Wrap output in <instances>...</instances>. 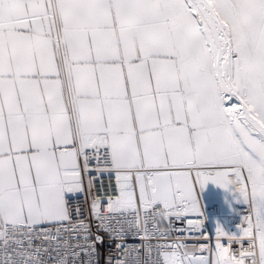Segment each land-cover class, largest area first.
<instances>
[{
  "label": "snow or ice",
  "instance_id": "6c2138e0",
  "mask_svg": "<svg viewBox=\"0 0 264 264\" xmlns=\"http://www.w3.org/2000/svg\"><path fill=\"white\" fill-rule=\"evenodd\" d=\"M0 264H264V0H0Z\"/></svg>",
  "mask_w": 264,
  "mask_h": 264
},
{
  "label": "built area",
  "instance_id": "2783aa9c",
  "mask_svg": "<svg viewBox=\"0 0 264 264\" xmlns=\"http://www.w3.org/2000/svg\"><path fill=\"white\" fill-rule=\"evenodd\" d=\"M201 202L204 220L203 228L209 236L210 241L214 242V233L218 224L229 232H234L237 229V226L240 224L242 219V209L240 206L234 204L232 209L226 212L223 210L220 201L216 199L201 197ZM202 242H205L202 238L200 240L192 241V243L197 244Z\"/></svg>",
  "mask_w": 264,
  "mask_h": 264
},
{
  "label": "crops",
  "instance_id": "0c3cea01",
  "mask_svg": "<svg viewBox=\"0 0 264 264\" xmlns=\"http://www.w3.org/2000/svg\"><path fill=\"white\" fill-rule=\"evenodd\" d=\"M202 198H211V199H218L220 201L222 208L224 211L228 212L230 209H232V206L234 205L232 199H230L231 195L225 191L224 189H221L213 184H208L206 186L205 191L201 194ZM229 197V198H227ZM232 198V197H231Z\"/></svg>",
  "mask_w": 264,
  "mask_h": 264
},
{
  "label": "rangeland",
  "instance_id": "374dc122",
  "mask_svg": "<svg viewBox=\"0 0 264 264\" xmlns=\"http://www.w3.org/2000/svg\"><path fill=\"white\" fill-rule=\"evenodd\" d=\"M227 198H229V197H227ZM230 199H232L231 197H230ZM216 200H218V199H216ZM222 206V205H221ZM231 210V209H230Z\"/></svg>",
  "mask_w": 264,
  "mask_h": 264
}]
</instances>
